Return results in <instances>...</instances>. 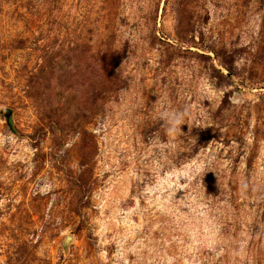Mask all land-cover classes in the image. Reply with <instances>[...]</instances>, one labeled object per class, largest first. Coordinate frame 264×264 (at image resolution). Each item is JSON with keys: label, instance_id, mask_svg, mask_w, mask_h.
<instances>
[{"label": "rangeland", "instance_id": "obj_1", "mask_svg": "<svg viewBox=\"0 0 264 264\" xmlns=\"http://www.w3.org/2000/svg\"><path fill=\"white\" fill-rule=\"evenodd\" d=\"M0 264H264V0H0Z\"/></svg>", "mask_w": 264, "mask_h": 264}, {"label": "water", "instance_id": "obj_2", "mask_svg": "<svg viewBox=\"0 0 264 264\" xmlns=\"http://www.w3.org/2000/svg\"><path fill=\"white\" fill-rule=\"evenodd\" d=\"M10 113H11V111L9 109H5L4 110V116H5L6 119H9L8 117H9ZM65 243H66V241H65Z\"/></svg>", "mask_w": 264, "mask_h": 264}]
</instances>
